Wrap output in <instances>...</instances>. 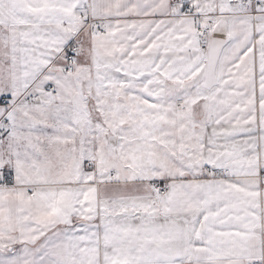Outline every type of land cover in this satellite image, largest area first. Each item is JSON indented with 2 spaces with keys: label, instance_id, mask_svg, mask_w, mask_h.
<instances>
[{
  "label": "snow or ice",
  "instance_id": "6c2138e0",
  "mask_svg": "<svg viewBox=\"0 0 264 264\" xmlns=\"http://www.w3.org/2000/svg\"><path fill=\"white\" fill-rule=\"evenodd\" d=\"M0 264H264V0H0Z\"/></svg>",
  "mask_w": 264,
  "mask_h": 264
}]
</instances>
